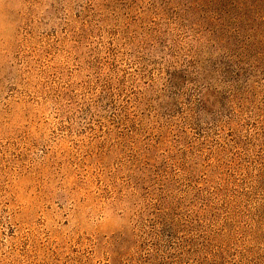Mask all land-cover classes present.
<instances>
[{
    "label": "rangeland",
    "instance_id": "374dc122",
    "mask_svg": "<svg viewBox=\"0 0 264 264\" xmlns=\"http://www.w3.org/2000/svg\"><path fill=\"white\" fill-rule=\"evenodd\" d=\"M166 2L0 0V264L264 255V81L190 120L197 90L167 98L157 64L187 50Z\"/></svg>",
    "mask_w": 264,
    "mask_h": 264
},
{
    "label": "trees",
    "instance_id": "16d2710c",
    "mask_svg": "<svg viewBox=\"0 0 264 264\" xmlns=\"http://www.w3.org/2000/svg\"><path fill=\"white\" fill-rule=\"evenodd\" d=\"M169 2L177 3L173 6V23L184 35L187 50L179 57L159 52L157 64L165 72L163 91L167 98V90L180 96L184 89L194 87L197 91L188 101L187 113L196 122L213 116L208 108L211 97L225 99L226 95L227 100L242 102L245 108L243 104L254 93L258 79L264 81V0H167L166 3ZM250 115L260 127L255 136L263 143L256 163L264 173V108L257 106ZM197 246L193 240H186L172 249L181 263L199 256ZM194 264L217 263L202 256ZM239 264H264V255Z\"/></svg>",
    "mask_w": 264,
    "mask_h": 264
}]
</instances>
